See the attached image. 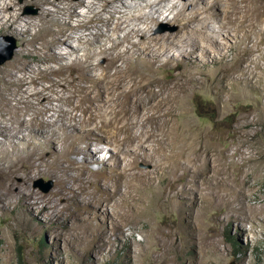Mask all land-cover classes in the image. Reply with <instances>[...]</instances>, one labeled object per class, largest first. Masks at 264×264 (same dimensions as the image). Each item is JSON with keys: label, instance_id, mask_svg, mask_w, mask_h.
<instances>
[{"label": "bare ground", "instance_id": "6f19581e", "mask_svg": "<svg viewBox=\"0 0 264 264\" xmlns=\"http://www.w3.org/2000/svg\"><path fill=\"white\" fill-rule=\"evenodd\" d=\"M125 1L30 0L31 4L41 10L38 21L35 22L24 19L16 12L6 15L15 7L14 1L4 7L0 5V32L15 33L22 43L17 60L24 62L31 58L30 61L35 63H51V61L59 63L69 58L59 71L54 69L50 72L63 76L69 73L74 79L69 80L66 76V79L55 82L51 86L52 89L36 88L42 70L31 66V70L26 73L27 62L26 64L24 62V67L16 65L15 60L12 65L0 69V155H2L0 218L3 221L13 219L19 225L26 223L29 229L28 225L32 224L31 222L40 223L43 218L46 222L63 218L66 221L75 220L71 232L84 229L96 233L101 232V228L106 233L123 231V224L119 219L127 218L129 215L117 213L115 210L123 211V207L126 210L129 207V211H133L134 205L143 208L152 195L153 199L156 197L158 199L162 194L169 201L173 199L178 201L180 198L181 191L176 184H173L172 188L174 195H169L163 185L168 173L174 175L179 170L180 160L184 156L175 117L188 92L191 89H201L203 86V81L198 76L205 77L208 81V78L212 79L214 69L223 68V60L226 57L223 47L229 44L230 37L234 42L229 44V48L235 52V56L232 67L221 70L218 90L228 92L234 87L242 90L241 85L245 82L249 83L248 87L255 89L260 82L262 83V78H258L257 75V70L260 68L258 61H252L250 56L257 52L260 55L259 60L264 62V51H261L264 45V0L240 2L226 0L228 7L223 14L216 13L209 7H203L190 15H186V11L181 10L172 20L180 24V30L176 36L164 37H153L149 34L152 25L158 22L156 16H165L164 4L169 0L147 2L143 9L150 10L148 15L146 12L145 15L134 14L135 11L132 10L134 8L127 7ZM132 1L136 4L140 2V0ZM199 1L202 2L198 0L197 5ZM117 2L120 6H116ZM221 2L217 0L215 5ZM80 8L86 10L83 11L84 15L78 14ZM219 16H223L224 21L220 29L222 31L228 29L230 35L225 36L222 31L217 32L215 28V30L208 29L206 26L207 21ZM137 22L147 25V28L141 30L136 25ZM101 23L114 26L113 33L127 30L126 34L121 39L111 40L110 36L100 31L98 24ZM17 24L20 26H16ZM37 27L39 30L32 35V28ZM92 27L96 28V33L87 36L83 34L84 29L89 30ZM179 34H191L192 38L188 41H182L183 36L176 39ZM140 35L141 41L131 42L135 36ZM222 37L224 44L221 43ZM72 41L79 47L84 46V50L68 48L58 56L54 53V50ZM123 43H129L130 46L119 51ZM107 44L110 46L107 47ZM252 44L255 45L252 46L253 49L249 47ZM178 48H182L183 51L173 56L166 55L168 51ZM80 52H83L82 57ZM99 57L107 60L106 66L94 63ZM208 59H213L211 63L217 68L210 66L206 62ZM119 62L122 64L119 65ZM252 64L256 65L253 71L250 70ZM167 65H174L170 68L174 71L180 70L174 75L173 83L169 86L160 84L157 78V74ZM21 67L23 69H19ZM76 67L85 70L88 75L85 80L91 84L90 87L82 86L81 78L73 74ZM48 70L50 68L44 71ZM98 71L101 72L100 75L89 76L90 73ZM262 71L264 73V69ZM232 74H238V77L231 80L232 88L229 89V77ZM246 75H249L248 79ZM257 78L255 83L252 82ZM154 87L165 91L158 101ZM68 92L71 95H67ZM78 96L81 104L90 105L82 109L84 114H89V119H80L79 122L77 116L72 115L73 112L71 114L64 109L66 105H73ZM55 100L59 103V107L53 108L52 103ZM80 108L81 105L76 110ZM163 109H166V114H162ZM150 111L154 114L151 115ZM48 113L53 114L49 117L55 118L54 123L46 121ZM105 114L110 115V118L103 119ZM168 115L173 117L172 132H168L165 124ZM26 117H29L28 121ZM97 120H100L101 127L90 128L89 124L95 125ZM148 125L152 127L148 128ZM145 126L146 130H144ZM135 127L140 129L138 133L133 131ZM36 128L38 130H35ZM108 128H112L113 131L107 130ZM156 129L160 135H157ZM59 132L61 134H57ZM49 133H52L51 137ZM120 135H123L122 139H119ZM144 139L154 140L157 148L152 151L158 156V160H154L153 154H148L142 143ZM108 141L112 144L109 147L115 148L117 152L110 157L116 165L112 168V171L117 173L113 175L114 178L117 177L116 183H112L115 191L108 192L110 188L105 189L102 196H97L90 191L91 176L95 174L91 166L104 162L97 158L102 152L101 144ZM164 141H169V144L167 143L169 148L164 145ZM134 143L137 145L134 149H130ZM20 145L22 150L19 149ZM124 146L127 148L122 150L121 147ZM59 147L63 149L60 150ZM12 153L14 155L11 156ZM71 153L81 156L82 161H69L68 157ZM127 158H130V161ZM146 159H150L149 162H154L155 167L159 168L155 174L143 175L144 173L131 172L139 160L146 161ZM47 175H52L56 180L55 192L45 195L31 190L28 185L30 182ZM144 177L146 186H142L145 183L142 180ZM155 181H160L158 186H154ZM134 182L139 185L135 187ZM121 186L126 189L122 194ZM132 191L136 193L137 198L131 197ZM149 193L152 194L146 198ZM117 196L120 197V201H115ZM62 200L74 202L77 207L81 206L91 214L84 218L77 216L72 218L66 215L65 208L58 210ZM102 202L105 204L113 202L112 212L108 209L106 212H101L97 205ZM92 221H97V226L93 227L90 224ZM108 221L111 223L110 226L106 225ZM86 222L89 224L83 227L81 224ZM79 223L83 228L78 225ZM33 229L34 227L31 226L29 230L33 231Z\"/></svg>", "mask_w": 264, "mask_h": 264}, {"label": "rangeland", "instance_id": "374dc122", "mask_svg": "<svg viewBox=\"0 0 264 264\" xmlns=\"http://www.w3.org/2000/svg\"><path fill=\"white\" fill-rule=\"evenodd\" d=\"M11 1H14L15 7L10 9L6 15L16 12L30 22L38 21L41 10L31 4L30 0H0V5L2 4L1 6L4 7ZM131 1L126 0L125 2L127 7L134 8L132 9L135 11L134 14L145 15L147 13L146 15H148L150 10L143 8L147 2L158 0H140L137 4ZM216 1L202 0L197 5L198 0H169L164 4L166 6L165 16H156L158 22L156 25H152L149 36H176L180 30V24L174 23L172 20L181 10H185L186 15H190L203 7H209L216 13L223 14L228 7L226 0H221L222 2L218 5H215ZM116 6H120V3L117 2ZM84 10L83 8L78 9V14L84 15ZM142 10H144L143 13ZM21 21L23 23V20ZM223 23V16H219L207 21L206 26L208 29H216L217 32H221L220 27ZM136 25L143 31L147 28V25L139 22ZM98 27L104 35L110 36L111 40L123 38L127 31L113 33L114 26H106L102 23L98 24ZM38 30V27L32 28L31 34L34 35ZM96 32L95 27L83 30V34L86 36ZM230 33L228 29L222 31L225 36ZM182 36V41L192 38L191 34H179L176 39ZM1 37L13 38L16 41L17 49L12 60L0 66V69L12 65L16 61V65L25 67L23 64L27 62L26 73L29 69L31 70V66L42 70L36 88L52 89L51 86L55 82H60L67 77L69 80H74L69 73V76L66 74V77L50 72L54 69V71H59L69 61V58L59 63L54 61L35 63L30 61L31 58L23 62L17 60L18 52L22 49V43L17 35L9 31H2L0 32ZM141 39V35L135 36L131 42H139ZM229 40V44L234 42L232 37ZM221 43L224 44L223 37ZM229 44L223 47V52L226 54L223 68L226 69L232 67L235 56V52L229 48ZM106 46L109 47L110 44ZM129 46V43H123L119 51H123ZM252 46L255 45L252 44L249 47ZM83 47H79L72 41L62 48L54 50V53L58 56L68 48L84 50ZM182 51V48H178L168 51L166 55L173 56ZM261 51H264V45L261 47ZM82 55L83 52H80L81 57ZM259 56L257 52L250 56L252 61H258L260 68L257 70V75L263 80L255 89L248 87V82L241 85L242 90L235 87L230 89L232 88L230 87L231 80L238 77V74H232L230 75L231 79L229 77L230 83H228L231 91L220 92L218 77L220 78L221 70H223L220 68L213 70L212 79L208 78V81L205 80V77L198 76L203 81L201 89H191L183 98L175 120L180 132L179 140L184 156L180 160L181 166L175 173L176 175L168 173L163 184L169 195H174L175 192L172 188L173 184H176L181 191L178 201L174 199L169 201L162 194L159 196L160 198L153 199L152 195L149 198L150 201H146L145 209L134 205L133 211H129V207L127 210L123 207L124 212L120 209L115 210L117 213H128L129 215L127 218L119 219V222L121 221L123 224L121 232L106 233L103 228H101V232L96 233L84 231V229L83 231L76 229L71 232V226L75 224V220L66 221L63 218L50 222H46L43 218L40 223L31 222L32 224L28 225L29 229L31 226L34 229L30 231L26 223L19 225L13 219L5 222L0 218V264H264V73L262 71L264 62L259 60ZM211 61L213 62V59L206 60L210 66L217 68ZM94 63L106 66L107 60L99 57L94 60ZM172 67L174 65H167L157 74L160 84L169 86L173 83L174 75L180 70L174 71L170 69ZM255 67L256 65L252 64L250 70L253 71ZM47 68H50L49 72L44 71ZM77 68L79 67L75 68L73 74L81 78L82 86L90 87L91 84L85 80V77L88 76L84 72L85 70ZM19 69H23V67ZM81 72L85 74L82 75ZM100 73V71L90 73L89 76L94 77ZM18 74L22 75V73ZM245 77L248 79L249 75ZM258 78L252 82L255 83ZM56 89L60 91L58 88ZM154 90L157 94L156 101H158L165 91L159 87H154ZM70 91L73 92V90ZM67 95H71V93L68 92ZM53 96L57 98V96ZM78 99H80L79 96L76 97L73 105L64 106L65 110L70 111L71 114L73 112L72 115L77 116V122L81 121L80 119H89V114H84L82 109L90 107L88 103L81 104ZM58 105L56 100L52 103L53 108L59 107ZM79 105L81 108L76 110ZM166 113V109H163L162 114ZM150 114L153 115L154 112L150 111ZM50 115L53 114L48 113L46 121L54 123L55 118L49 117ZM108 118L110 115L105 114L103 119L107 120ZM26 119L28 121L29 117ZM166 119L167 130L172 132L171 120L173 117L168 115ZM89 127H101L100 120H97L95 125L90 123ZM151 127L148 125V128ZM107 130L113 131L112 128ZM139 130L138 127L133 129L135 133H138ZM144 130H146V126ZM156 133L160 135L157 129ZM57 134H61V132ZM49 136L51 137L52 133H49ZM100 136L102 137V134ZM122 137L123 135H120L119 139ZM153 141V139L150 141L144 139L142 143L148 154H153L154 160H158V156L152 151L157 148ZM167 143L169 144V141H164V145L169 148ZM109 145L112 144L108 141L100 146L102 152L97 159L104 162L91 166L96 175L91 176L92 188L90 187V191L97 196H102L105 189L110 188L108 192L115 191L112 186L116 183L117 177L114 178V176L117 173L115 174L112 168L116 165L110 157L117 152ZM136 145L137 143H134L130 149H134ZM61 148L59 147L60 150L63 149ZM126 148L125 146L121 147L122 150ZM19 149L22 150V145ZM10 151L12 152L11 148ZM10 155L12 156L14 153ZM127 159L130 161V158ZM68 160L81 162L82 157L71 153ZM149 161L150 159L139 160L131 172L144 173L143 175L155 174L159 168L155 167L154 162ZM142 180L145 182L146 178L144 177ZM123 183L126 184L125 180ZM159 183L160 181H155L154 186H158ZM56 184L53 176L47 175L36 178L28 185L31 190L50 195L57 190ZM133 184L135 187L139 185L136 182ZM105 186L106 188H104ZM142 186H146V182ZM122 187L121 194L126 191ZM150 194L152 193L147 194L146 198ZM130 195L133 198L137 196L134 191ZM119 196L115 201H120ZM155 201L157 204L154 203ZM59 205L58 210L65 208L66 215H70L72 218H74L73 216L84 218L91 214L81 206L77 207L74 202L62 200ZM97 206L101 212H106L107 209L110 212L113 210V202L109 204L102 202ZM88 224L86 222L81 225L85 227ZM90 224L94 227L98 222L92 221ZM110 224L109 221L106 223L108 226ZM78 225L83 228L80 223Z\"/></svg>", "mask_w": 264, "mask_h": 264}, {"label": "water", "instance_id": "95a60500", "mask_svg": "<svg viewBox=\"0 0 264 264\" xmlns=\"http://www.w3.org/2000/svg\"><path fill=\"white\" fill-rule=\"evenodd\" d=\"M16 49H17L16 41L13 38L11 37L0 38V66L12 60Z\"/></svg>", "mask_w": 264, "mask_h": 264}, {"label": "trees", "instance_id": "16d2710c", "mask_svg": "<svg viewBox=\"0 0 264 264\" xmlns=\"http://www.w3.org/2000/svg\"><path fill=\"white\" fill-rule=\"evenodd\" d=\"M235 248L237 249V246L235 245Z\"/></svg>", "mask_w": 264, "mask_h": 264}]
</instances>
